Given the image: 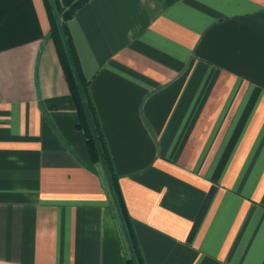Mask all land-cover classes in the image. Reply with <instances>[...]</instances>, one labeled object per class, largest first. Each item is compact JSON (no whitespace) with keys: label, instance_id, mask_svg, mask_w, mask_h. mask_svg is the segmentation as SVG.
<instances>
[{"label":"crops","instance_id":"0c3cea01","mask_svg":"<svg viewBox=\"0 0 264 264\" xmlns=\"http://www.w3.org/2000/svg\"><path fill=\"white\" fill-rule=\"evenodd\" d=\"M67 26L143 264H264V0H90ZM50 32L44 0H0V264H127Z\"/></svg>","mask_w":264,"mask_h":264},{"label":"trees","instance_id":"16d2710c","mask_svg":"<svg viewBox=\"0 0 264 264\" xmlns=\"http://www.w3.org/2000/svg\"><path fill=\"white\" fill-rule=\"evenodd\" d=\"M44 2L46 5V8H47L49 18H50V23H51L50 35H51V37H52V39L56 45L57 52L59 55V59L61 61L63 70L65 72L66 79H67V82L69 84V88H70L72 95L74 96L76 103H77L79 120H80L78 126L80 128H82V130L84 131V133L86 135V142H87V146H88V149H89V152L91 154L92 159L95 162L100 164L98 153L96 150V146H95L94 140L92 138V134H91V131H90V128H89V125H88V122H87V119H86V116L84 113V109L82 107V103H81V100H80V97L78 94V90H77V87H76V84H75V81H74V78H73V75H72V72L70 69V65H69L64 47H63V43H62V40L60 37L59 29H58V26H57V23H56V20L54 17V13H53L50 1L44 0ZM53 3L55 5V8H56L58 14L60 15L71 2L68 3L66 6H62V4L59 2V0H53ZM61 25H62V29H63L64 35H65V38H66V41H67V44L69 47V51H70V54H71V57H72L78 78H79V81H80V85L82 87L83 93H84L86 101H87V106H88L89 112H90L91 117H92V121H93V124L95 127V131H96V134H97L100 146H101V150H102V153L104 156V160L106 162L108 172H109L111 184H112L113 190L115 192V196L117 198V202H118V205H119V208H120V211H121V214H122V217H123V220H124V223H125V226H126L129 238H130V242H131V245L133 248V252L135 255L136 262H137V264H143L138 246L136 244V241L134 239V236H133V233H132V230L130 227V219L127 215L126 209H125L124 204H123V199H122L120 191H119L118 176L114 172V169L112 167L111 160H110V157L108 155V152H107V149L105 146L103 134L101 133L99 125L96 121L95 110H94L93 104H92V102L89 98V95H88V82L82 77L80 67L78 64V60L76 58V55H75V52L73 49V44H72L71 37L69 34L67 21L66 22L62 21ZM101 171H102V168H101ZM102 174H103V171H102ZM103 176H104V174H103ZM127 264H134V263L131 259H129Z\"/></svg>","mask_w":264,"mask_h":264},{"label":"water","instance_id":"95a60500","mask_svg":"<svg viewBox=\"0 0 264 264\" xmlns=\"http://www.w3.org/2000/svg\"><path fill=\"white\" fill-rule=\"evenodd\" d=\"M49 1H50L51 7H52V10L54 13V17H55V20H56V23H57V26L59 29L60 37H61L63 47H64V50H65V53H66V56H67V59H68L69 65H70V69H71V72H72V75H73V78H74V81H75V84H76V87L78 90V94H79V97H80V100L82 103V107L84 109V113H85L90 131L92 134V138H93L95 146H96L100 165H101L105 180L107 182V185H108V188H109V191L111 194V198H112V201H113L116 213H117V217H118V220L120 222V225H121V228L123 231L124 238H125L127 246H128L130 259L133 261L134 264H137L136 259H135V255L133 252V248H132V245L130 242V238H129V235H128V232H127V229H126V226H125V223H124L118 202H117V198L115 196V192H114L112 184H111L109 172H108V169L106 166V162L104 160V156H103V153L101 150V146H100L96 131H95V127H94V124L92 121V117H91V114H90L88 106H87V101H86L85 95L83 93L82 87L80 85V81H79V78H78V75H77V72H76L70 51H69V47H68L63 29H62V25H61L62 21H64V22L68 21L78 9H80L84 4H86L90 0H74L65 8V10L60 15L58 14V12L55 8L53 0H49Z\"/></svg>","mask_w":264,"mask_h":264}]
</instances>
